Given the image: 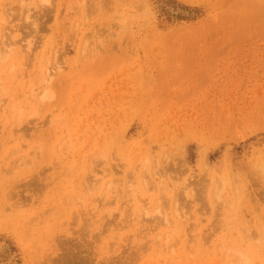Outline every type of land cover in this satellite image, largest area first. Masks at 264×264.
I'll list each match as a JSON object with an SVG mask.
<instances>
[{
    "label": "rangeland",
    "instance_id": "rangeland-1",
    "mask_svg": "<svg viewBox=\"0 0 264 264\" xmlns=\"http://www.w3.org/2000/svg\"><path fill=\"white\" fill-rule=\"evenodd\" d=\"M0 245L264 264V0H0Z\"/></svg>",
    "mask_w": 264,
    "mask_h": 264
},
{
    "label": "bare ground",
    "instance_id": "bare-ground-1",
    "mask_svg": "<svg viewBox=\"0 0 264 264\" xmlns=\"http://www.w3.org/2000/svg\"><path fill=\"white\" fill-rule=\"evenodd\" d=\"M53 73V72H52ZM48 77V76H47ZM78 166V165H77ZM87 178V177H86ZM128 180V179H127ZM89 213V212H88ZM160 216V215H159ZM161 217V216H160ZM164 221V219H163ZM162 221V222H163ZM165 224V223H164ZM95 236V235H94ZM70 245V244H69ZM75 245V244H74ZM143 247V246H142ZM7 246L0 245V261L1 262H9L13 260V256L9 253ZM85 261V260H84ZM91 261V260H90ZM236 264V263H235Z\"/></svg>",
    "mask_w": 264,
    "mask_h": 264
}]
</instances>
